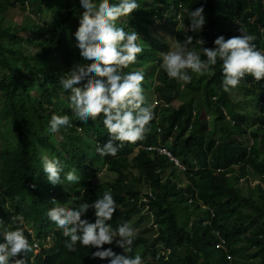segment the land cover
Segmentation results:
<instances>
[{"label":"trees","instance_id":"trees-1","mask_svg":"<svg viewBox=\"0 0 264 264\" xmlns=\"http://www.w3.org/2000/svg\"><path fill=\"white\" fill-rule=\"evenodd\" d=\"M18 2L36 3L39 11L52 15L42 30L29 36L20 33L28 26H0V70L6 72L0 74V219L12 229L17 223L12 217L24 216L25 235L33 245L28 264H109L108 259L91 258L96 248L77 243V250L70 252L65 247L67 238L47 212L54 200L65 204L75 198L78 206L110 190L117 211L109 223L116 228L141 211L143 194L136 180L152 189V196L146 194V203L158 233L151 241L138 234L129 255L143 245L145 264H264V80L246 76L237 88L225 92L219 61L189 83L170 79L160 66L166 44L153 30L157 19H165L176 40L183 41L190 12L203 5L206 23L200 33H189L194 39L188 48L200 52L202 47H214L219 35H239L240 22L264 51V0H138L141 8L117 22L118 27L136 30L142 38L144 52L138 56L137 66L124 71L144 69L146 106H152L154 119L145 139L125 143L115 157H101L96 152L97 145L108 139L104 117L89 119L86 124L77 120L70 108V92L60 84L74 64L89 63L75 46L74 33L83 12L80 0H0V9ZM181 17L185 22L180 26ZM236 90L259 96L255 121L248 112L236 109L238 100L231 94ZM183 94L188 99L170 109ZM53 114L71 118V126L59 132L61 140L48 130ZM231 120L233 124L228 126ZM160 143L168 146L185 169L157 149L146 148ZM43 154L58 158L65 172L76 167L80 183L69 184L62 174V184H50L42 168ZM102 161L118 176L106 184L89 186L101 173ZM133 169L139 171L138 178ZM252 177L262 181L256 195L250 185L245 190L241 183ZM85 218L94 222V209ZM28 225H32L31 231ZM48 236L52 239L49 245ZM220 238L225 246L217 248ZM104 247L123 253L115 244Z\"/></svg>","mask_w":264,"mask_h":264},{"label":"clouds","instance_id":"clouds-1","mask_svg":"<svg viewBox=\"0 0 264 264\" xmlns=\"http://www.w3.org/2000/svg\"><path fill=\"white\" fill-rule=\"evenodd\" d=\"M80 6L83 12L74 33L75 46L81 58L89 63L74 64L61 77L60 84L70 92V108L77 120L86 124L89 119L96 121L98 117H104L103 126L108 139L102 146L97 145L96 152L101 157H115L125 143L134 144L145 139L151 131L150 122L154 119L151 107L146 106L143 87L146 73L142 70L124 71L136 64L138 56L144 52V46L139 42L142 38L136 30L125 31L117 26L121 18L130 17L141 5L138 0H80ZM189 20L183 41L177 42L174 50L170 48L162 53L160 66L168 78L189 83L192 80L189 71L204 75L219 61L222 62V87L225 92L237 88L246 76L256 81L264 80V51L257 48L255 35L240 26L239 35L228 38L219 35L214 40V47H202L200 52H196L188 49L194 39L189 33L202 31L206 23L203 5L190 12ZM201 43L204 44V41ZM202 56L205 58L202 59ZM70 119L67 114H53L49 132L59 133L62 128L71 126ZM150 146L166 147L161 143ZM169 152L173 156L170 149ZM41 160L50 184H62V174L69 184L80 183L81 176L77 174L76 167L65 172V165L58 158L43 154ZM31 187L35 188L36 185ZM53 203L47 217L67 238L65 247L70 252H75L79 243L83 247L96 248L91 258L108 259L109 264H145L142 255H129L138 235L134 227L125 222L113 228L109 223L117 211L110 190L104 191L101 198L78 206L75 198L65 204L56 203L55 200ZM89 209H94V222L85 218ZM12 219L17 222L12 229L0 219V236L3 237V242H0V264H28V253L33 251V245L29 236L25 235V218L18 214ZM48 238L51 239L50 236ZM113 243L123 249L122 254L114 252L112 247H104ZM34 246L38 252L40 246L37 240Z\"/></svg>","mask_w":264,"mask_h":264},{"label":"rangeland","instance_id":"rangeland-1","mask_svg":"<svg viewBox=\"0 0 264 264\" xmlns=\"http://www.w3.org/2000/svg\"><path fill=\"white\" fill-rule=\"evenodd\" d=\"M9 1V0H5ZM12 2V0H10ZM2 7V10L0 9V26H8L10 24H13V26H18V28H22L25 26H28L26 29H22L20 33L24 36H29L32 32L34 31H39L42 30V27L47 24L51 19L52 15L50 12L44 11H39V9L36 6V3L34 5L31 4V2H26L22 4L21 2L16 3L14 6L5 8ZM4 11V12H3ZM121 19H124L121 18ZM181 23L179 24L180 26L183 25L185 22L183 17L180 18ZM166 21L165 19H157L156 24L154 25V32L157 38L160 39V41L165 42L166 48L162 52L168 51L170 48L172 50L175 49V45L178 42L176 40V36L173 34V32L170 30L168 26L165 25ZM177 25V27L179 26ZM17 28V27H16ZM189 50L192 51H197L196 49L188 48ZM162 53L160 56H162ZM46 64V62L44 63ZM136 67L137 65L134 64ZM146 66V65H145ZM131 68H134L130 66ZM144 68V67H143ZM141 71V69H139ZM144 70V69H143ZM142 70V71H143ZM4 70H0V74L4 73ZM6 73V72H5ZM193 80H196L199 75L192 73ZM185 87H183L184 89ZM187 89V88H186ZM232 96L234 99L238 100V103L236 104V109L241 110L244 112H248L249 115L251 116L252 122L256 120V118L259 116V110H260V104L261 101L259 99V96L256 94H248L243 90H236L232 91ZM188 98L185 94L182 95V97L176 99L173 101V103L169 106V108L173 109L179 106L182 102L186 101ZM154 104H155V99H153ZM152 109V106H150ZM167 111V110H166ZM162 113H164V108H162ZM210 113V111H209ZM212 113V112H211ZM163 115V114H161ZM161 118V117H160ZM210 119H213V114L210 115ZM233 124L232 120L228 121V126H231ZM251 124V123H250ZM56 138L57 140H61L62 136L60 133H56ZM218 135V132H215V136ZM88 138L91 140H94V136H91V134H88ZM57 143V141H56ZM167 149L169 150L168 146H166ZM138 151V149H135V153ZM94 155V154H93ZM174 156V155H173ZM176 158V156H174ZM128 159L123 160V163L126 162ZM178 165L180 160L177 159ZM177 164V163H176ZM181 165H179L180 168L184 169V165L180 162ZM100 166L102 167L101 173L95 177L92 182L90 183L89 186H98L102 184H106L109 181H114L116 177L118 176V173L116 171H113L109 168V165L105 162L102 161L100 162ZM132 168V167H131ZM126 171V170H125ZM170 170H167V172ZM134 176L138 178L139 176V171L137 169H133ZM184 176V175H183ZM138 186L141 187L142 190V199L143 202H140L139 207L141 211H137L133 214L132 219L130 220L129 224H131L134 229L136 230L137 234L143 235L144 237L148 238L150 241L153 240V238L157 235L158 233V225L154 221L153 213L149 210L148 204L144 200L146 194H149L152 189L143 183V181L136 180ZM187 182V181H185ZM241 183H243L245 190L249 187V185L253 188L254 190V195L257 194V186L258 184L262 183V181L258 178L252 177L251 180L244 181L241 180ZM87 189V188H86ZM27 228L31 231L32 225H28ZM52 243V239L48 238V245ZM115 244V243H113ZM149 249V248H148ZM40 250V249H39ZM143 251V245H139L137 247V253L136 254H142ZM143 257V256H142ZM150 257H148L149 259ZM33 262V259H32Z\"/></svg>","mask_w":264,"mask_h":264},{"label":"built area","instance_id":"built-area-1","mask_svg":"<svg viewBox=\"0 0 264 264\" xmlns=\"http://www.w3.org/2000/svg\"><path fill=\"white\" fill-rule=\"evenodd\" d=\"M240 26H243V25H242V23L239 22L238 23V27L236 28L237 29V32H239L238 29H239ZM147 148L148 149H153V148H157V147H151V146H149ZM157 149L161 153L168 154L172 160L177 161V158H175L174 156L171 155V153L169 152V150L167 149V147L163 146V147H158ZM175 163L178 164V162H175ZM179 165H181L180 162H179ZM184 169H185V166H184ZM149 195L152 196V191L149 192ZM144 200L147 201L148 200V197L145 196ZM224 246H225V240H224V238H220L219 242L216 244V247L217 248H221V247H224Z\"/></svg>","mask_w":264,"mask_h":264}]
</instances>
